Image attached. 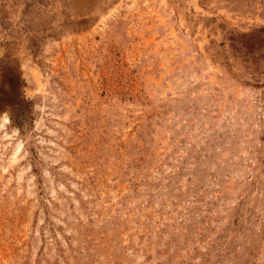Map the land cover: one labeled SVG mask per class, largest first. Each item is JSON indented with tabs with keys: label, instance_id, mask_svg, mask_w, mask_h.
Returning <instances> with one entry per match:
<instances>
[{
	"label": "rangeland",
	"instance_id": "rangeland-1",
	"mask_svg": "<svg viewBox=\"0 0 264 264\" xmlns=\"http://www.w3.org/2000/svg\"><path fill=\"white\" fill-rule=\"evenodd\" d=\"M0 264H264V0H0Z\"/></svg>",
	"mask_w": 264,
	"mask_h": 264
},
{
	"label": "trees",
	"instance_id": "trees-1",
	"mask_svg": "<svg viewBox=\"0 0 264 264\" xmlns=\"http://www.w3.org/2000/svg\"><path fill=\"white\" fill-rule=\"evenodd\" d=\"M13 119V117H11Z\"/></svg>",
	"mask_w": 264,
	"mask_h": 264
}]
</instances>
